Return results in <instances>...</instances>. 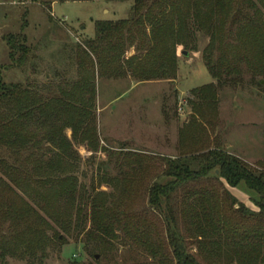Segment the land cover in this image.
Returning a JSON list of instances; mask_svg holds the SVG:
<instances>
[{
    "label": "trees",
    "instance_id": "16d2710c",
    "mask_svg": "<svg viewBox=\"0 0 264 264\" xmlns=\"http://www.w3.org/2000/svg\"><path fill=\"white\" fill-rule=\"evenodd\" d=\"M131 6L125 19L93 22L94 37L73 52L75 78L57 91L6 84L0 75V264L12 256L44 264L49 250L66 243L57 231L85 233L103 250L121 240L155 264H264V162L251 166L217 140L162 157L161 168L149 155L121 147L118 178L100 179L115 191L80 181L79 163L87 161L75 145L98 150L94 58L103 78L172 80L176 48H194L196 35L206 37L202 60L214 83L192 89L199 104L190 101L202 119V106H212L217 90L236 86L244 73L264 87V0H132ZM4 42L13 65L22 67L31 52L23 35L8 34ZM151 170L147 183L143 175ZM241 181L256 194L255 209L230 192Z\"/></svg>",
    "mask_w": 264,
    "mask_h": 264
},
{
    "label": "rangeland",
    "instance_id": "374dc122",
    "mask_svg": "<svg viewBox=\"0 0 264 264\" xmlns=\"http://www.w3.org/2000/svg\"><path fill=\"white\" fill-rule=\"evenodd\" d=\"M131 5L132 0H0V75L3 82L28 85L45 93L48 89L56 90L63 82H70L76 75L74 49L94 37L93 22L125 19ZM19 33L31 49L22 67L13 65L4 42L8 34ZM195 37L194 48L185 51L176 48L177 72L172 80L137 84L127 76L103 78L94 58V122L98 150L91 153L81 144L74 147L87 161L79 163V179L87 189L94 186L100 191H115L100 179L103 175L118 178L120 166L116 160H121L117 154L121 147L123 153L132 151L149 155L154 159L150 162L158 168L163 165L162 157L203 150L216 140L223 150L242 157L251 166L256 167L258 159L264 162V87L257 85L258 77L250 81L244 73L236 86L223 84L217 90L212 106L200 109L206 120L192 113L190 101L199 103L191 90L214 83L202 60L207 38ZM15 54L19 56V52ZM132 54L130 49L125 55ZM163 108L170 117L177 116L168 131L163 124ZM174 133L178 141L172 139L166 145L163 135L174 136ZM66 134L69 137L70 131ZM167 146L172 149L165 150ZM151 172L143 175L147 183L152 182ZM166 180L160 178L158 181L164 183ZM234 195L238 201L255 209L251 201L255 193L242 181L235 187ZM57 232L64 236L66 243L59 251L49 250L44 264H69L70 261L79 264H155L121 240L112 241L111 246L103 250L95 240H87L85 233ZM6 264L26 262L12 256L7 257Z\"/></svg>",
    "mask_w": 264,
    "mask_h": 264
},
{
    "label": "crops",
    "instance_id": "0c3cea01",
    "mask_svg": "<svg viewBox=\"0 0 264 264\" xmlns=\"http://www.w3.org/2000/svg\"><path fill=\"white\" fill-rule=\"evenodd\" d=\"M162 118H163V124H164V127L166 128V130L168 131V129H169V127L171 126V124L172 123H174L176 120H175V118H177V116H174V114H173V117H170L169 116V113L167 112V109H165V108H163V112H162ZM175 124V123H174ZM175 126V125H174ZM174 126H173V128H174ZM176 129H177V127H176ZM177 135H176V133H174V136H171V135H168V134H165V135H163V142L167 145L169 142H172V139H174V141H178V137H176ZM161 138V139H162ZM170 146H167V148L165 149V150H170V149H172V147H170ZM233 154V153H232ZM233 155H235V154H233ZM235 156H237V155H235ZM237 157H239V158H241L242 159V157H240V156H237ZM171 158H174V157H171ZM244 160V159H243ZM245 162H247V160H244ZM258 162L259 163H261V162H263V160H259L258 159ZM248 163V162H247ZM234 189L235 188H231L230 189V192L234 195ZM235 196V195H234ZM255 197H256V194H255ZM245 204V203H244ZM249 207V206H248Z\"/></svg>",
    "mask_w": 264,
    "mask_h": 264
},
{
    "label": "water",
    "instance_id": "95a60500",
    "mask_svg": "<svg viewBox=\"0 0 264 264\" xmlns=\"http://www.w3.org/2000/svg\"><path fill=\"white\" fill-rule=\"evenodd\" d=\"M182 54L186 55L185 52H182ZM216 174H217V171H216Z\"/></svg>",
    "mask_w": 264,
    "mask_h": 264
}]
</instances>
